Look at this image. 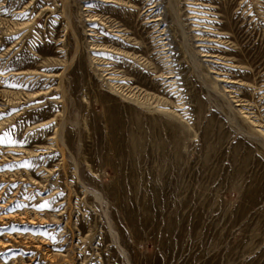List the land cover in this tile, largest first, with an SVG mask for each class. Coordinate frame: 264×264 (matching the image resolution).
Here are the masks:
<instances>
[{
    "label": "rangeland",
    "instance_id": "1",
    "mask_svg": "<svg viewBox=\"0 0 264 264\" xmlns=\"http://www.w3.org/2000/svg\"><path fill=\"white\" fill-rule=\"evenodd\" d=\"M0 264H264V0H0Z\"/></svg>",
    "mask_w": 264,
    "mask_h": 264
},
{
    "label": "bare ground",
    "instance_id": "2",
    "mask_svg": "<svg viewBox=\"0 0 264 264\" xmlns=\"http://www.w3.org/2000/svg\"><path fill=\"white\" fill-rule=\"evenodd\" d=\"M223 80H220V82H222Z\"/></svg>",
    "mask_w": 264,
    "mask_h": 264
},
{
    "label": "snow or ice",
    "instance_id": "3",
    "mask_svg": "<svg viewBox=\"0 0 264 264\" xmlns=\"http://www.w3.org/2000/svg\"><path fill=\"white\" fill-rule=\"evenodd\" d=\"M42 210V209H41Z\"/></svg>",
    "mask_w": 264,
    "mask_h": 264
}]
</instances>
